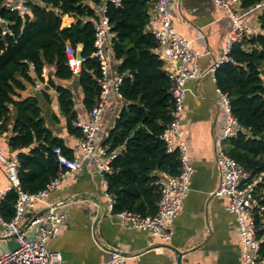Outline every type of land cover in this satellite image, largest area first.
<instances>
[{
	"label": "trees",
	"instance_id": "1",
	"mask_svg": "<svg viewBox=\"0 0 264 264\" xmlns=\"http://www.w3.org/2000/svg\"><path fill=\"white\" fill-rule=\"evenodd\" d=\"M262 1L241 0V8L245 11ZM103 3L105 0H31V14L23 17L10 11L6 0H0V131L8 132V146L17 151L21 186L28 192L44 189L64 170L55 147L60 146L63 155L74 157L64 139L46 124L40 95L50 102L49 89L57 92L68 130L77 137L82 130L74 124L79 117L76 94L61 80L77 77L88 111L100 96L102 68L92 53L101 18L98 8ZM152 6L153 0H122L118 5H107L106 14L116 33L113 52L121 61L119 72L124 75L120 91L127 101L105 141L110 151L118 152L112 170L105 173L108 192L115 198L114 212L154 215L161 195L158 181L163 174L178 175L181 168L179 150L169 151L161 137L172 118V80L164 60L155 52L156 36L147 29ZM255 13L260 32L235 44L230 53L234 62L220 64L215 76L244 127L227 140V152L258 176L264 175V7ZM67 18L73 20L67 22ZM80 44L84 61L76 75L66 48L72 45L76 52ZM39 83L38 94H23ZM17 198L11 190L0 203L6 220L14 217ZM255 198L258 234L264 237V178ZM260 257L264 259V242Z\"/></svg>",
	"mask_w": 264,
	"mask_h": 264
},
{
	"label": "crops",
	"instance_id": "2",
	"mask_svg": "<svg viewBox=\"0 0 264 264\" xmlns=\"http://www.w3.org/2000/svg\"><path fill=\"white\" fill-rule=\"evenodd\" d=\"M169 8L174 29L203 53L198 61L200 70L210 71L199 79L187 81L189 90L181 135L189 145L194 171L189 193L174 222V234L170 241H162L147 231L130 227L112 213L104 195V175L98 171L94 159L84 156L78 137L69 132L61 114L57 92L48 88L50 102L41 95L39 97L46 124L64 139L74 157L83 159L84 163L81 170L66 176L28 213L30 218L36 212L55 207L60 200L72 201L67 206L59 235L49 242L51 250L61 252V264H99L113 254L123 256L125 264H241L242 236L234 214L228 210V199L211 195L220 185L217 142L228 123L226 105L217 92L216 70L212 68L225 54L233 21L227 9L217 5L215 0H173ZM239 12H244L241 7ZM150 13L152 19L147 29L152 31L159 28L161 22L152 9ZM67 20L70 22L73 18ZM242 21L255 31L261 30L256 13L244 15ZM81 48L82 44L77 51ZM109 60L112 73L119 71L121 61L113 52ZM262 69L264 73V64ZM61 82L74 89L78 120L86 121L89 111L83 104V91L77 77ZM38 91L37 86H29L23 94H38ZM126 104L124 98L111 91L101 121L102 145H106L108 134ZM0 146L5 154L17 155V151L9 148L7 139ZM9 185L8 174L0 165V188L7 190ZM3 229L0 221V253L13 248V240L3 236ZM38 233L33 227L29 237L37 239Z\"/></svg>",
	"mask_w": 264,
	"mask_h": 264
},
{
	"label": "built area",
	"instance_id": "3",
	"mask_svg": "<svg viewBox=\"0 0 264 264\" xmlns=\"http://www.w3.org/2000/svg\"><path fill=\"white\" fill-rule=\"evenodd\" d=\"M31 0H6L10 11L18 12L25 17L31 14L29 2ZM122 0H105L99 8L100 23L96 28L94 41L95 50L92 56L97 57L101 63L102 77L100 80L101 93L95 105L89 110L86 121H76L74 124L81 128L82 135L78 137L79 144L86 158L94 159L97 169L104 175L112 170V162L117 157V150H109V147L101 144L99 133L101 121L110 100L111 91L117 97L123 98L120 86L124 75L116 70L112 73L110 54L113 52V39L116 33L107 16L108 2L120 4ZM173 0H153L152 12L161 22L159 28L151 32L156 36L157 47L155 52L165 62V69L172 80L171 93L173 96L172 118L166 124L161 135L169 151L178 149L180 152L181 168L178 175L163 174L158 181L161 189L160 199L157 203V212L154 215H141L137 212L122 210L114 212L115 198L108 192L107 180L105 178L104 195L109 201V209L127 222L130 227L147 231L162 241H170L174 234V222L182 210L183 203L190 190L191 177L194 168L190 162V149L187 141L181 135V126L185 119V98L189 90L187 81L199 79L205 76L209 70H200L199 58L203 55L194 48L192 41L178 33L172 25L169 3ZM216 4L227 9L233 26L226 42V50L223 58L216 63L212 70L227 61L234 62L230 53L237 43H243L251 39L256 33L248 24L242 21L246 14L255 13L264 7V1L255 6L239 12L241 0H215ZM1 19V18H0ZM210 52H208L209 54ZM66 54L69 65L73 72L78 75L82 68L84 57H78L79 52L72 45H67ZM47 73V68L44 69ZM38 88L41 84L36 85ZM217 92L221 95L226 105L228 123L224 129L223 136L217 142V166L220 174V185L211 192L213 196H226L228 199V210L234 214L238 228L242 236L241 264H264L260 257L261 245L264 237H259V227L256 224L254 209L257 205L256 193L259 183L264 175L253 176L240 162L233 158L228 152L225 141L235 137L244 130L243 125L234 116L230 97L219 87ZM8 138L7 131H0V143ZM64 170L51 179L47 186L35 193L24 190L21 186L19 168L21 163L17 156L7 155L0 146V165L8 174L10 185L8 189L0 188V203L7 197L8 192L14 190L17 195L15 203V215L12 219H4L0 210V221L4 226L3 236L17 242L14 249L0 253V264H61L62 254L49 248L51 239L57 237L61 226L66 218V209L72 203L60 200L55 207L46 211L36 212L28 218L29 211L37 203L43 202L47 196L57 188L62 180L73 175L83 168V159L77 157L69 158L62 154L60 146L54 148ZM68 202V203H67ZM38 229V238L29 237L30 230ZM99 264H125V258L120 254L111 257Z\"/></svg>",
	"mask_w": 264,
	"mask_h": 264
},
{
	"label": "water",
	"instance_id": "4",
	"mask_svg": "<svg viewBox=\"0 0 264 264\" xmlns=\"http://www.w3.org/2000/svg\"><path fill=\"white\" fill-rule=\"evenodd\" d=\"M78 57H79L80 59L83 58V56H82V54H81L80 52H79V54H78ZM45 87H46V89L49 88L48 85H45ZM12 243H13V248H11V249H14V248L17 246V242H16L15 240H13Z\"/></svg>",
	"mask_w": 264,
	"mask_h": 264
},
{
	"label": "rangeland",
	"instance_id": "5",
	"mask_svg": "<svg viewBox=\"0 0 264 264\" xmlns=\"http://www.w3.org/2000/svg\"><path fill=\"white\" fill-rule=\"evenodd\" d=\"M114 53V52H113ZM263 64H264V62H263ZM225 144L227 145V141H225Z\"/></svg>",
	"mask_w": 264,
	"mask_h": 264
}]
</instances>
